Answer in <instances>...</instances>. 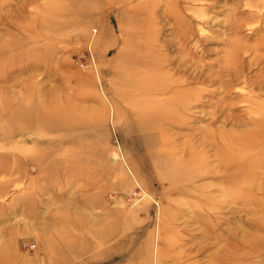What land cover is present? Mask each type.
<instances>
[{
    "label": "rangeland",
    "instance_id": "1",
    "mask_svg": "<svg viewBox=\"0 0 264 264\" xmlns=\"http://www.w3.org/2000/svg\"><path fill=\"white\" fill-rule=\"evenodd\" d=\"M70 1L0 0V264H264V0Z\"/></svg>",
    "mask_w": 264,
    "mask_h": 264
},
{
    "label": "bare ground",
    "instance_id": "2",
    "mask_svg": "<svg viewBox=\"0 0 264 264\" xmlns=\"http://www.w3.org/2000/svg\"><path fill=\"white\" fill-rule=\"evenodd\" d=\"M69 1H70V0H69ZM72 1H73V0H72ZM70 3H71V1H70ZM74 3H75V2H74ZM150 66H151V65H150ZM152 67H153V66H152ZM237 72H238V71H237ZM235 90H236V89H235ZM37 123H38V122H37ZM38 126H39V125H38ZM23 128H24V127H22V128H17V130H16L15 132H17V133H21V132H23V131L26 129V128H25V129L23 130ZM25 131H26V130H25ZM72 243H73V242H72ZM70 250H73V249L71 248ZM70 250H69V251H70ZM75 250H76V249H75Z\"/></svg>",
    "mask_w": 264,
    "mask_h": 264
}]
</instances>
